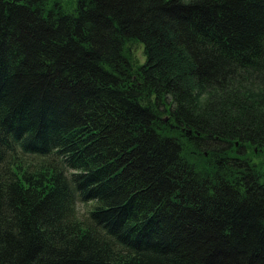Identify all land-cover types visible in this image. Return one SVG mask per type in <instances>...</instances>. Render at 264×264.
<instances>
[{"label":"trees","instance_id":"trees-1","mask_svg":"<svg viewBox=\"0 0 264 264\" xmlns=\"http://www.w3.org/2000/svg\"><path fill=\"white\" fill-rule=\"evenodd\" d=\"M253 149L264 0H0V264H264Z\"/></svg>","mask_w":264,"mask_h":264},{"label":"rangeland","instance_id":"rangeland-1","mask_svg":"<svg viewBox=\"0 0 264 264\" xmlns=\"http://www.w3.org/2000/svg\"><path fill=\"white\" fill-rule=\"evenodd\" d=\"M138 55V59L143 62V55L141 53V51H139V53L137 54ZM253 152L256 153V154H259L261 153V151H259L258 149H253ZM258 156H260V158L262 159L261 163H264V153H261L259 154ZM258 161V160H257ZM260 162V161H259ZM260 163V164H261ZM93 206V203H88V204H83V203H78L77 204V209H78V212H79V215L81 217H83L90 209L91 207Z\"/></svg>","mask_w":264,"mask_h":264}]
</instances>
